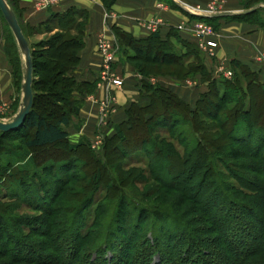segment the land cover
Wrapping results in <instances>:
<instances>
[{
	"label": "rangeland",
	"instance_id": "374dc122",
	"mask_svg": "<svg viewBox=\"0 0 264 264\" xmlns=\"http://www.w3.org/2000/svg\"><path fill=\"white\" fill-rule=\"evenodd\" d=\"M155 1L161 10H176L177 8L172 5L171 1L178 3L177 6L181 7L180 9L187 17V21L175 29L181 31V29L189 28L190 33L197 41L196 46L204 64L206 60L215 64L214 75L211 74L212 72L210 73L211 80L216 83L217 93L219 97H222L224 91L221 82L233 80L235 68L231 64L235 60L231 61L228 68L219 65L222 60L218 59L217 51L223 49V42L220 45V33L223 34L225 25L239 23L264 30V0ZM184 8L191 11L206 12L212 14L214 18L191 16L185 12ZM247 11L252 12L244 14ZM110 12L107 11L106 13L109 17H111ZM250 14L253 15L248 17ZM219 15L223 16L220 18L221 23H224L223 25L218 23L220 19L215 18ZM0 16L5 27V50L12 70L11 94L7 99H0V121L9 123L23 105L22 87L25 59L1 12ZM232 16H247L248 18L245 20L228 19ZM87 21L89 22V17ZM18 23L30 49L33 64V92L34 84L43 77L42 74H39V69H34V63L35 61L44 62L41 53L45 54L47 50L42 48V45L58 35L59 31L45 32L38 28L39 31L36 32L37 30L33 31L32 28L22 24L19 20ZM155 23H157V30L163 25L159 17H155L144 24L149 26ZM84 27L86 28V26ZM199 28H206L211 32V37H205L204 40H211L216 45L214 49L203 51L199 48V41L201 42V38L197 37ZM70 35L76 36V31ZM108 41L112 43L114 50L116 49L113 71L121 51L123 60L129 66L133 67L135 71L138 67L139 70L142 69L144 64L134 60L137 57L131 47L120 44L117 37L115 40ZM174 49L172 50L174 53L182 54L179 46ZM263 59V54L257 57L258 61ZM144 67L164 72L163 66H160L161 69L146 63ZM226 72L231 73L229 79L226 77ZM147 78L151 85L170 90L178 99L187 103L192 110L196 109L198 99L208 90V82H202L199 74H191L186 79H178L169 75H151ZM258 80L264 82V76L259 74ZM98 85L104 87L105 82L101 80ZM98 85L94 84L91 92L86 96L94 94ZM122 87L123 85L120 88H110L106 96L110 95L115 98L112 92L114 89H121ZM242 87L243 89L246 88L244 85ZM262 101L264 100L262 99ZM224 102L228 107L233 106L232 99ZM39 103L37 112L46 119H51L49 115L51 112H56L57 109H54L43 99ZM141 103L145 104L146 102ZM169 110L173 112V109ZM256 111L255 100H253L251 115H255ZM175 114L180 118L179 125L173 126L168 134L157 130L160 126L157 128L154 123L143 127L142 130L143 133L145 131V140H148L146 138L149 136L154 140V146L160 147L162 152L172 151L175 153L176 151L177 155L183 159H180L181 162L183 161V170L178 175L163 165L162 158L158 156L154 159H148L142 153L143 150L139 154H132L133 159L131 160L124 155L125 152L120 151L118 155L112 156L113 162L111 161V164L106 165L104 163L106 139L115 135V126L119 125L112 127L113 114L108 115L109 119L104 127H99L98 124L97 127H94L91 140L83 139V122H80L78 117L72 119L70 125L78 122L75 124L76 126L68 128V132H70L69 143L74 145L84 142L90 149V152L86 151L88 154L83 151L80 152L79 155L82 153L80 159L69 154L62 146L57 148L62 151L65 149L62 154L60 152L56 154L52 148L29 151L23 149L22 141L17 136L0 138V264H69L71 256V260H74L76 264H91L90 261L94 258L99 259L100 264H116L120 259H118V255L122 258L123 253H127V251L129 264H139L141 259L148 263L152 260V264H162L160 256L154 260L150 253L144 252L143 248V240L149 239L152 242V234L156 237L158 235L153 229L158 225L151 226L153 224V222L151 223L152 218H147L144 224H140L136 229V235H139V238L129 241L131 228L134 225L132 223V220L134 221L132 211L134 209L136 211L143 208L147 209L145 207H151L152 211L155 209L167 212L170 218L180 224L176 225L174 222L165 224L174 228V235L178 237L174 248L178 254L177 256L172 255L175 264H197L198 262H201L200 264H264V141L261 142L260 140L262 136L253 134V138L249 140L242 139L245 141L243 144H240L239 141L242 140L239 139L229 141L223 131L226 128L220 126L221 116L212 117L211 120L196 117L199 122L201 121L203 127L202 129L198 127L195 131L203 139V144L208 147L206 150H199L194 145L191 122L182 116L181 110H174ZM125 117L127 119V112ZM25 133L28 138L32 136L33 131L25 130ZM174 138L185 141L182 149L179 146L177 148L173 146ZM116 146L118 147L120 144L117 143ZM256 147L259 152L254 155V150H257ZM25 153L30 154V160L27 159ZM192 154L202 157L203 160L190 162L187 157ZM93 157L98 159L95 164L90 159ZM61 160L70 161L68 167L61 174L62 177L65 176L69 179L62 185H60L57 177L59 170L54 167ZM94 161L96 162V160ZM29 163L35 165V169L34 174L27 178L29 172H21L19 167L24 164L29 165ZM195 163H197L196 167L194 166ZM45 165L52 166L45 169ZM200 165L202 167L198 169ZM98 169H101L103 174V176L100 174L99 183L96 182V177H99ZM150 172L153 174L152 177H150ZM168 174L173 176V180L176 178L172 183L175 186L165 184L167 182L165 177ZM158 177H161L160 179L165 182H161L162 180ZM95 182L98 183L99 187L94 188ZM107 188H111V190L108 191ZM220 194H223L222 197L227 199L226 203L214 200L220 199ZM224 197L223 199H225ZM113 199H117L119 204L112 202ZM110 204L112 205L111 211L109 209ZM205 205L208 206L205 207ZM89 208L91 211L87 215L85 214V220H78L77 211ZM204 208L208 213L203 211ZM114 214L123 219L127 216L130 218L129 233L127 235L121 234L125 243L119 240L118 235H111V244L107 246L104 252L99 253V257H93V249L103 241L106 229H109L113 234L114 225L118 224L115 223L117 221L115 218H111ZM146 214L148 213L146 212ZM224 220L227 225L229 223L232 227L229 231L221 228L226 226ZM79 223L83 225L84 239L76 234L81 227L74 228L80 225ZM94 223L95 225H93ZM245 225L251 226L252 234L257 237L252 240L247 235L243 236L248 245L252 242L250 247L245 244H238L241 234H237V237L233 238L234 233L232 232L236 230L240 232L245 228ZM76 237L77 240H83L84 245H82L80 253L74 255L72 253L77 249ZM230 241L237 242V245H234L239 250L236 251L237 253H235L233 246L231 247ZM134 242L135 245H133ZM128 243L132 248L127 247ZM161 243L162 241L159 240V245L162 247ZM254 246L258 251L252 253L250 250ZM191 250L197 252V256L188 257L187 253L190 254ZM112 258L116 260H113L114 263H110ZM162 262L163 264H172L165 262V260Z\"/></svg>",
	"mask_w": 264,
	"mask_h": 264
},
{
	"label": "trees",
	"instance_id": "16d2710c",
	"mask_svg": "<svg viewBox=\"0 0 264 264\" xmlns=\"http://www.w3.org/2000/svg\"><path fill=\"white\" fill-rule=\"evenodd\" d=\"M7 1L16 15L15 1ZM100 1L107 11H111L112 7L115 5L117 0ZM171 3L177 9H179L177 4H175L173 1H171ZM252 15L253 14L248 15V17ZM248 17L232 16L228 17V19L235 18L238 20H245ZM87 20L88 13L86 11L71 8L63 14L52 15L45 24L39 27L45 32L58 30L59 33L58 35L52 37L51 40L47 41L42 45V48L47 50V53H41V58L44 59V62L38 63L37 61H35L34 63V69H39V74H42L43 77L40 81L34 84L33 104L28 116L26 117L25 122L20 126V128L15 131H10L8 133L0 132V138H10V136H17V138L22 141L24 147L23 149L29 151L52 148L54 149V152H56V154H58L59 152L60 154H62L66 149L69 154H72L74 157H77L79 159L82 156V153L81 155H79L80 152H90L88 145L84 142H80L74 145L70 144V135L66 131V129L69 128L72 119L78 117L79 111L81 109L80 106L83 103V97L88 95V93L91 92L94 86V84L92 83L78 82L73 77V72L79 65V54L84 48V26H86L88 22ZM35 30H37L36 32L39 31V29H33V31ZM73 31H76V36L70 35V33H72ZM113 31L120 44H123L127 47H131L132 50L135 52L137 58L134 60H137L139 62L141 61L144 65L142 66V69L139 70V67L137 68L138 70L136 69L137 74L140 76L138 85V101L132 102L129 105V108L127 109V119L124 122L120 123L118 126H115L114 136L106 139V148L104 153V163L106 165L111 164V161L113 162L112 156L118 155L120 151H123L122 153L125 152L124 155L130 158L131 160L133 159V156H131L132 154H139V152H142L143 150L144 152L142 153L146 155L148 159H154L159 156L163 159L162 163L165 167H167L168 170H172L175 175H178V173L181 174V171L183 170V161L181 162V160L183 159L179 155H177V152H162L160 147L154 146V140L152 138H149L148 136L146 139H148L149 141L145 140V131L143 133L142 130L143 127H146L148 125L150 126L154 123L155 127L158 128L160 126L159 129H157L160 132L164 131V133L166 134L170 133L173 126H178V123L180 122V118H178L176 114L174 115V110L176 111L177 109L181 110L182 116L191 122L190 126L191 131L193 133L192 138L195 142V148L197 147L199 150H206L208 147L207 145L203 144V139L196 132L198 127H201V129L203 127L201 121L199 122L196 117H200L203 120H211L212 117L221 116L220 126L226 128L223 131L229 138V141H232V139L249 140L253 138V134L262 136L260 140L261 142L264 141V101H262V99L264 100V82H260L258 80L259 73L253 71L248 66H245L236 60L233 61L231 64L233 68H235V71H233V80L229 79L221 82V86L223 87L224 93L222 97H219L217 93L216 83L211 80V75L205 67L204 60L199 50L197 49V46L181 39L177 32L169 33L168 38L163 40L161 39L158 33H154L147 38L134 39L131 35H128L118 30L116 27H113ZM178 46L180 47L182 54L174 53V51H172L175 47L177 48ZM146 63L152 64L153 66H157V68H161L163 66L162 68L164 72L154 71L152 70V68L147 69L146 67H144ZM191 74H199L201 75L202 82H208V90L207 92L203 93L202 96L198 99L196 103V109L194 110H192L187 103L178 99L174 94L171 93L170 90L163 87H155L151 85L148 82L147 78L151 75H169L175 76L178 79H186ZM242 85H244L246 88L243 89ZM42 99L47 101L48 104H50L54 109H57L56 112H51V114L49 115V118L51 119L49 120L37 112V108L40 104L39 101ZM230 99L233 100L232 107H228L224 102L225 100ZM253 100H255V106L257 108L255 115H251ZM141 102L146 103L144 104ZM169 109H173V112H170ZM25 130H32V136H29L27 138ZM177 138L173 139L172 144L174 147L176 146L177 148L179 146L182 149L184 147L183 144H185V141L179 140ZM239 142L240 144H243L245 141L242 140ZM117 143H119L120 146L117 147ZM61 146L65 148L63 151L57 149ZM255 149H257V147ZM258 152V149L254 150V155H257ZM25 155L28 160L31 159V157H29V153H25ZM187 158L190 162H194V160H198V162L201 161V159L203 160L202 157L198 155L195 156L193 154L188 156ZM90 159L94 164L97 163L98 159L94 157ZM94 160H96V162ZM68 162H66V160H61L57 162L56 165H54V167L59 170L57 177L59 179L60 185L64 184L65 181L67 182V180L69 179L65 176L62 177L61 175L63 171H65V168L68 167ZM196 164L197 163H195L194 165L195 167L197 166ZM50 166L52 165H45V169L50 168ZM201 167L202 165H200L198 169H200ZM213 168H215L214 165ZM19 169L21 170V172L24 173L29 172L27 178H30L34 174L33 171L35 169V165L31 163H29V165L24 164L19 167ZM98 173L100 178L96 177V182L98 181L99 183L101 176H103V174L101 173V169H98ZM149 174L150 177H152V172H150ZM4 176L5 174L3 175V177ZM158 178L160 179L161 177ZM165 178L167 179V182L160 179L162 180L161 182H165L166 185L170 184V186H175L172 183L176 180V178L173 180V176L171 174L166 175ZM96 182L94 183V188L96 186L99 187L97 185L98 183ZM109 190H111V188H109L108 191ZM222 195L223 194L219 195V197L221 196L220 199L218 198L219 200L217 198L214 200H217L220 203L225 202L227 199L224 196L223 197L225 199H223ZM112 202H116V204H119L117 202V199H113ZM206 206L208 205H205V207ZM145 208L147 209L143 208L138 211L134 209V211H132L134 213L132 215L134 216V218H132L134 219V221L132 220V223H134V225H132L131 228L132 232L129 241L131 239H133L134 241L139 238V235H136V229H138L140 224H144L147 218H152L151 223L153 222V224H151V226L158 225L156 226V228H153L156 233H158V235L156 237L154 236V234H152L153 243L149 239L143 240L144 252L146 254L150 253L151 258L153 257L154 260L160 256L162 264L163 260H165V262L175 264L176 262L175 259H172L174 258L172 255L177 256L178 254L177 250H174V248L176 247L175 242L177 241L178 237L174 235V228H170L165 224L168 222H174V224L176 225L180 224L170 218L168 215L169 213L167 212L155 209H153L152 211V209H150L151 207ZM109 209L110 211L112 210L111 204ZM90 211L91 208L85 210H78L76 213L77 219L81 221L85 220V214L87 215L88 213H90ZM145 211L150 215L146 214ZM203 211L208 213L205 208ZM129 216L131 217V215ZM111 218H115L117 221L115 222L114 220V222L118 224L114 225L115 230L113 234L109 229H106V235L103 237V241H101V244L99 243V245L93 249V257H99V253L104 252L107 246L111 244V235H118L119 240H121L122 243H125V241L123 242L124 237H121V234L127 235L129 233L128 229L130 228V218L127 216L125 217V219H123L122 217H118L115 214L114 216H111ZM224 222L226 223V226H223L221 228L225 231H229L232 228L231 225L229 223L227 225V222L225 220ZM93 225H95V223ZM82 226L83 225L80 224L74 228L81 227L77 230V233H75L78 235V237H82L84 239L85 236L83 235ZM232 233H234L233 238L237 237V234H241V240L239 238L238 244L248 245L247 241L243 238V236L246 235L248 237H251L252 240H255L257 238L255 237L256 235L252 234L251 226L248 225H245V228L242 229L240 232L236 230ZM159 240L162 241V247L161 245H159ZM80 241L83 240H77L76 237L77 249L72 254L75 255L76 253L77 255L78 253H80V249H82V245H84V241L82 243ZM103 242L104 245L102 246ZM251 243L248 245V247L251 246ZM230 244L231 247L233 246L235 253H237L236 251L239 250L235 248L236 246H234L237 245V242L230 241ZM133 245H135V242L133 243ZM129 246L130 244L128 243L127 247L129 248ZM251 248L252 249L250 251L252 253L258 251L255 246ZM121 253L122 251L120 252V256ZM127 253H123L124 255L122 256V258L118 255V259H120L118 260V262H116V264H129L127 259L129 253ZM181 255L182 253L180 254V256ZM194 255L197 256V252L193 250H191L190 254L187 253V256H190V258L194 257ZM71 258L69 260L70 262H68L69 264L74 263V260H71ZM113 260L114 258L110 260V263H114V261H116ZM137 260L139 261L138 258ZM99 261V259L94 258V260L92 259L90 263L100 264ZM138 263L152 264L153 261L151 260L148 263L141 259ZM200 263L201 262H198L197 264Z\"/></svg>",
	"mask_w": 264,
	"mask_h": 264
},
{
	"label": "crops",
	"instance_id": "0c3cea01",
	"mask_svg": "<svg viewBox=\"0 0 264 264\" xmlns=\"http://www.w3.org/2000/svg\"><path fill=\"white\" fill-rule=\"evenodd\" d=\"M5 1L7 2V0ZM14 1L18 20L32 29H38L52 15L63 14L71 8L84 10L88 13L89 22L85 28L84 48L79 54V65L73 72V77L78 82H88L95 85L101 82V55L98 44L103 38L106 40L116 39L113 27L131 35L134 39H143L158 33L161 39L165 40L168 38L169 33L177 32L181 39L197 45V41L190 33L189 28L181 31L175 29L178 25L187 21V17L180 9L181 7L176 10H161L157 7L155 0H117L110 12L111 17H108L107 20H105L107 11L100 0H56L52 5H40L39 0ZM175 4L178 5L176 2ZM155 17L161 18L163 25L160 26L159 30L153 32L144 23ZM221 17L223 16H215L216 19ZM221 21V19L218 20V23L223 25L224 23L222 24ZM5 34V27L0 16V99L9 98L11 94L10 85L12 84V70L5 50ZM220 37V45L223 42V49L217 51L218 59L223 62L219 64L220 66L228 68L231 61L236 60L264 76V59L262 61L257 60L259 55H264V30L242 23L230 24L223 27V34L220 33ZM205 66L209 73L212 72L211 74L214 75L215 64L206 60ZM114 73L120 80L122 79L123 87L114 89L112 92L116 98L115 111L111 120L112 127L124 122L129 105L138 101L140 80V76L133 67L123 60L122 51L114 65ZM106 94V87L98 85L94 94L83 99L78 119L83 122L84 131L82 129L81 131L84 132L83 139L85 140L93 138L92 132L98 124V105ZM77 122L70 126H76ZM66 131L68 132V128Z\"/></svg>",
	"mask_w": 264,
	"mask_h": 264
},
{
	"label": "built area",
	"instance_id": "2783aa9c",
	"mask_svg": "<svg viewBox=\"0 0 264 264\" xmlns=\"http://www.w3.org/2000/svg\"><path fill=\"white\" fill-rule=\"evenodd\" d=\"M56 0H39L40 5H46V4H54ZM185 12L191 16H198L201 18H212V14H207L206 12L201 11H191L185 9ZM109 15H105V20ZM149 30L151 31H157V23L154 25H145ZM181 29V28H180ZM197 32V37L201 38V42L199 41V48L203 51L212 50L216 47V45L211 41L207 40L205 41L204 38L211 37V32L206 28H199ZM182 30V29H181ZM98 49L101 55V71H100V79L105 82L106 90L109 91L110 88H120L123 85V82L115 75L112 67L115 62L116 58V49L114 50V47L112 43L105 38L101 39L98 44ZM226 77L229 79L231 76L230 72H226ZM115 105H116V99L113 96L107 95L105 96L100 102H99V127H104L109 119L108 115H111L115 111ZM99 139V137H97Z\"/></svg>",
	"mask_w": 264,
	"mask_h": 264
},
{
	"label": "water",
	"instance_id": "95a60500",
	"mask_svg": "<svg viewBox=\"0 0 264 264\" xmlns=\"http://www.w3.org/2000/svg\"><path fill=\"white\" fill-rule=\"evenodd\" d=\"M254 11V9H253ZM0 12L10 28L22 54L25 59V72H24V82H23V105L15 115L14 119L9 123H3L0 121V132L8 133L10 131H15L24 123L26 117L28 116L32 104H33V92H32V72L33 64L30 55V49L28 47L27 41L22 33L21 27L18 23L17 17L14 11L10 8L5 0H0ZM252 11H247L244 14H249Z\"/></svg>",
	"mask_w": 264,
	"mask_h": 264
}]
</instances>
